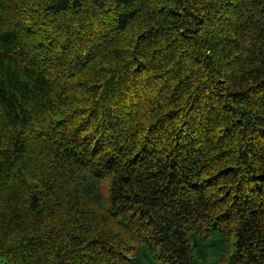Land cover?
<instances>
[{"label":"trees","instance_id":"trees-1","mask_svg":"<svg viewBox=\"0 0 264 264\" xmlns=\"http://www.w3.org/2000/svg\"><path fill=\"white\" fill-rule=\"evenodd\" d=\"M0 264H264V0H0Z\"/></svg>","mask_w":264,"mask_h":264},{"label":"rangeland","instance_id":"rangeland-1","mask_svg":"<svg viewBox=\"0 0 264 264\" xmlns=\"http://www.w3.org/2000/svg\"><path fill=\"white\" fill-rule=\"evenodd\" d=\"M216 248H217V246L212 245V246H210L208 249H209L210 251H214V250H216ZM196 251H197V250H196Z\"/></svg>","mask_w":264,"mask_h":264}]
</instances>
